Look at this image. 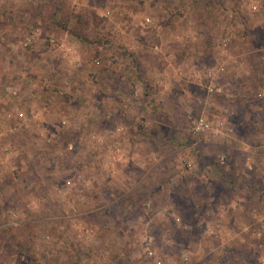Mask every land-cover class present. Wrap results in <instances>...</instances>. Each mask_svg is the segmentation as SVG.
Returning a JSON list of instances; mask_svg holds the SVG:
<instances>
[{
  "label": "rangeland",
  "instance_id": "obj_1",
  "mask_svg": "<svg viewBox=\"0 0 264 264\" xmlns=\"http://www.w3.org/2000/svg\"><path fill=\"white\" fill-rule=\"evenodd\" d=\"M0 264H264V0H0Z\"/></svg>",
  "mask_w": 264,
  "mask_h": 264
},
{
  "label": "built area",
  "instance_id": "obj_2",
  "mask_svg": "<svg viewBox=\"0 0 264 264\" xmlns=\"http://www.w3.org/2000/svg\"><path fill=\"white\" fill-rule=\"evenodd\" d=\"M209 92H214V90H216V89H214V87H209ZM219 90V89H218ZM217 90V91H218ZM208 128V125H205V124H203V123H198V126L196 127V128H194V130H195V132H198L199 133V131H203V130H205V129H207ZM146 245H147V249H146V251H147V254L149 255V256H151V255H153V253H152V251H151V249L149 248V245H150V241H147L146 242Z\"/></svg>",
  "mask_w": 264,
  "mask_h": 264
},
{
  "label": "trees",
  "instance_id": "obj_3",
  "mask_svg": "<svg viewBox=\"0 0 264 264\" xmlns=\"http://www.w3.org/2000/svg\"><path fill=\"white\" fill-rule=\"evenodd\" d=\"M140 200L142 201V202H144L145 201V199L143 198V197H140ZM8 245V244H7ZM10 246V245H9Z\"/></svg>",
  "mask_w": 264,
  "mask_h": 264
}]
</instances>
